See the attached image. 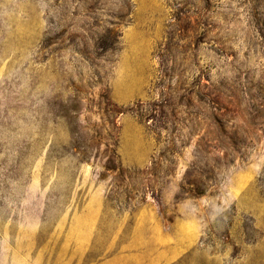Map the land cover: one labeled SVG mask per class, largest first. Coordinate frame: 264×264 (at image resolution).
Listing matches in <instances>:
<instances>
[{
    "label": "rangeland",
    "instance_id": "rangeland-1",
    "mask_svg": "<svg viewBox=\"0 0 264 264\" xmlns=\"http://www.w3.org/2000/svg\"><path fill=\"white\" fill-rule=\"evenodd\" d=\"M0 264H264V0H0Z\"/></svg>",
    "mask_w": 264,
    "mask_h": 264
},
{
    "label": "trees",
    "instance_id": "trees-1",
    "mask_svg": "<svg viewBox=\"0 0 264 264\" xmlns=\"http://www.w3.org/2000/svg\"><path fill=\"white\" fill-rule=\"evenodd\" d=\"M186 184H187V185H190V183H188V181H186ZM197 194H200V193H197Z\"/></svg>",
    "mask_w": 264,
    "mask_h": 264
}]
</instances>
